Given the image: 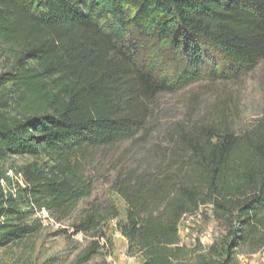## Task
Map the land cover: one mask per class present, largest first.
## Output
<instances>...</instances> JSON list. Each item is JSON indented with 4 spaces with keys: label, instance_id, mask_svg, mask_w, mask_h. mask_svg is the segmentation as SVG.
I'll return each instance as SVG.
<instances>
[{
    "label": "trees",
    "instance_id": "obj_1",
    "mask_svg": "<svg viewBox=\"0 0 264 264\" xmlns=\"http://www.w3.org/2000/svg\"><path fill=\"white\" fill-rule=\"evenodd\" d=\"M0 44L15 57L0 76V161H47L24 171L31 212L0 183V249L41 231L34 211L73 219L100 182L126 203L118 230L144 264L184 260L181 222L202 207L229 228L225 264L242 247L264 248V118L242 133L182 129L145 167L99 168L101 153L149 141L163 94L264 62V0H0ZM119 217L115 205L88 204L72 224L90 240L76 264L101 256Z\"/></svg>",
    "mask_w": 264,
    "mask_h": 264
},
{
    "label": "rangeland",
    "instance_id": "obj_2",
    "mask_svg": "<svg viewBox=\"0 0 264 264\" xmlns=\"http://www.w3.org/2000/svg\"><path fill=\"white\" fill-rule=\"evenodd\" d=\"M14 64V51L0 44V76L11 72ZM155 108L157 126L149 141L124 143L106 153L105 158L101 153L102 174L108 175L116 168L126 171L145 167V160L154 156L155 149H170L169 138L182 129L190 132L195 128H226L236 133L253 129L264 118V62L233 81H200L178 92L163 94ZM46 162L29 156L0 161V183L7 193L14 195L22 212L32 211L24 192V171ZM91 202L110 203L120 212L118 219L105 226V248L91 264H144L142 256L129 257L128 241L118 230V224L126 221L127 205L104 182L97 185L90 200L80 204L71 220L58 223L48 212L34 211L33 219L42 220L41 231L29 240L0 249V264H76L90 240L83 235L72 236V224L81 220ZM180 236L187 253L179 264H200L203 259L225 264L229 259V228L216 221L211 208L202 207L197 215L185 218ZM234 257L233 264H264V248L255 251L245 246Z\"/></svg>",
    "mask_w": 264,
    "mask_h": 264
},
{
    "label": "built area",
    "instance_id": "obj_3",
    "mask_svg": "<svg viewBox=\"0 0 264 264\" xmlns=\"http://www.w3.org/2000/svg\"><path fill=\"white\" fill-rule=\"evenodd\" d=\"M42 212H43V213H46L45 210H43ZM187 217H190V216H186V217H184V219L187 218ZM184 219H183V220H184ZM183 220H182V222H183ZM182 222H181V224H182ZM180 228H181V226H180Z\"/></svg>",
    "mask_w": 264,
    "mask_h": 264
}]
</instances>
